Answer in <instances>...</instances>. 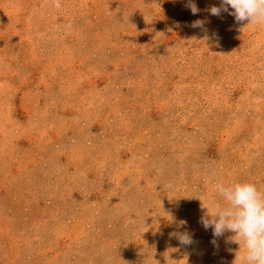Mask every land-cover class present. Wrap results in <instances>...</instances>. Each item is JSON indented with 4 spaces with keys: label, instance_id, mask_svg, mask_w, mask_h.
<instances>
[{
    "label": "rangeland",
    "instance_id": "obj_1",
    "mask_svg": "<svg viewBox=\"0 0 264 264\" xmlns=\"http://www.w3.org/2000/svg\"><path fill=\"white\" fill-rule=\"evenodd\" d=\"M220 2L0 0V264H233L199 220L264 193V25Z\"/></svg>",
    "mask_w": 264,
    "mask_h": 264
},
{
    "label": "clouds",
    "instance_id": "obj_2",
    "mask_svg": "<svg viewBox=\"0 0 264 264\" xmlns=\"http://www.w3.org/2000/svg\"><path fill=\"white\" fill-rule=\"evenodd\" d=\"M54 2L59 8V0ZM185 8L193 15L200 12L195 0H186ZM207 11L216 17L228 13L238 24L247 21V25H264V0H221L219 7L212 6ZM205 24V20L197 19L190 26L206 31ZM215 187L224 203L213 201L214 212L202 205L207 211L201 215L199 222L205 230H212L214 238L231 232L234 235L230 237V242L240 245L243 241V250L239 249L233 264H264V193L250 183H217ZM171 235L181 246L193 243L192 235L187 231H176Z\"/></svg>",
    "mask_w": 264,
    "mask_h": 264
}]
</instances>
